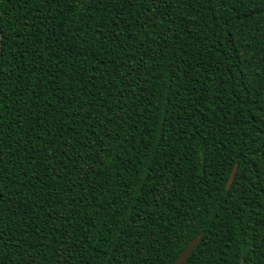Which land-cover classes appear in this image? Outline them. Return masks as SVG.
<instances>
[{
    "label": "trees",
    "instance_id": "16d2710c",
    "mask_svg": "<svg viewBox=\"0 0 264 264\" xmlns=\"http://www.w3.org/2000/svg\"><path fill=\"white\" fill-rule=\"evenodd\" d=\"M201 231L185 264H264V0H0V264Z\"/></svg>",
    "mask_w": 264,
    "mask_h": 264
},
{
    "label": "water",
    "instance_id": "95a60500",
    "mask_svg": "<svg viewBox=\"0 0 264 264\" xmlns=\"http://www.w3.org/2000/svg\"><path fill=\"white\" fill-rule=\"evenodd\" d=\"M236 169H237V165L235 163L234 167L232 168L230 174H229V178L227 180L226 183V189L229 188V186L231 185L233 179H234V175L236 173ZM203 236V231H201L200 233H198L188 244L187 246L182 250V252L178 255V257L176 258V260L172 263V264H185V262L187 261V259L190 257V255L193 253L195 247L199 244L201 238Z\"/></svg>",
    "mask_w": 264,
    "mask_h": 264
},
{
    "label": "snow or ice",
    "instance_id": "6c2138e0",
    "mask_svg": "<svg viewBox=\"0 0 264 264\" xmlns=\"http://www.w3.org/2000/svg\"><path fill=\"white\" fill-rule=\"evenodd\" d=\"M240 3H243V0H239ZM56 264H61L60 260H57Z\"/></svg>",
    "mask_w": 264,
    "mask_h": 264
}]
</instances>
